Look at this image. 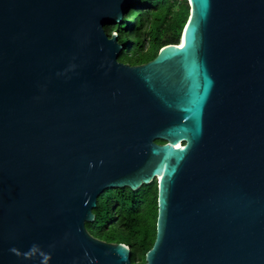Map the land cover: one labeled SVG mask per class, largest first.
I'll use <instances>...</instances> for the list:
<instances>
[{"label":"water","instance_id":"95a60500","mask_svg":"<svg viewBox=\"0 0 264 264\" xmlns=\"http://www.w3.org/2000/svg\"><path fill=\"white\" fill-rule=\"evenodd\" d=\"M139 1L0 0V264H131L85 223L152 182L144 264H264V0H186L120 63L103 27Z\"/></svg>","mask_w":264,"mask_h":264},{"label":"trees","instance_id":"16d2710c","mask_svg":"<svg viewBox=\"0 0 264 264\" xmlns=\"http://www.w3.org/2000/svg\"><path fill=\"white\" fill-rule=\"evenodd\" d=\"M179 2V11L172 14V8ZM155 9L162 10L153 13ZM151 16L148 37L151 50L147 55H143V16ZM188 15L186 0H140L130 4L124 13L122 20L118 24L103 27L109 37L112 32L117 34V42L122 46L123 52L117 57V61L129 65H138L151 60L157 51L164 45L174 44L185 24ZM162 143L161 141H156ZM153 190V210L154 221L156 215V190L155 183L141 186L136 191L127 188L105 190L107 196L100 194L96 199V206L92 210L94 219L91 223H85L87 232L93 237L105 242L122 243L130 247V262L134 263L135 254L142 251V263L144 264V253L150 248L154 238L149 239V232L143 231L138 236L135 229L139 224V212L142 210L144 199L149 198L150 190ZM103 193V192H102ZM104 193V194H105ZM126 212V219L123 214ZM135 239V240H134ZM131 242V246L129 245Z\"/></svg>","mask_w":264,"mask_h":264},{"label":"rangeland","instance_id":"374dc122","mask_svg":"<svg viewBox=\"0 0 264 264\" xmlns=\"http://www.w3.org/2000/svg\"><path fill=\"white\" fill-rule=\"evenodd\" d=\"M179 1V0H177ZM179 11V2L176 4H174L173 8H172V14H176ZM153 13L155 12H159L160 14L162 13V10L159 11V9H155L152 11ZM151 16H143V33L141 35V38L143 39V46H142V53L143 55H147L148 52L151 50V46H150V40L149 37L147 35L148 33V29L150 27V21H151ZM153 190H150V194H149V198L148 199H144V203L142 205V210L139 212V224L138 227L135 229V232H137L138 236L142 234L143 231H147L149 232V239L153 238V224H154V210H153V204H152V199H153ZM105 191L102 194V196H107V193H105ZM123 217L126 219V212L123 214ZM116 239H119V235H116V237L114 238V241H116ZM135 240V239H134ZM129 245L131 246V242L129 241ZM130 248V247H129ZM131 249V248H130ZM134 263L135 264H141L142 263V251H138V253L135 254L134 257Z\"/></svg>","mask_w":264,"mask_h":264},{"label":"flooded vegetation","instance_id":"af4514ba","mask_svg":"<svg viewBox=\"0 0 264 264\" xmlns=\"http://www.w3.org/2000/svg\"><path fill=\"white\" fill-rule=\"evenodd\" d=\"M121 63V62H120ZM92 236V235H91ZM93 237V236H92Z\"/></svg>","mask_w":264,"mask_h":264}]
</instances>
